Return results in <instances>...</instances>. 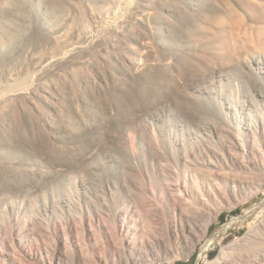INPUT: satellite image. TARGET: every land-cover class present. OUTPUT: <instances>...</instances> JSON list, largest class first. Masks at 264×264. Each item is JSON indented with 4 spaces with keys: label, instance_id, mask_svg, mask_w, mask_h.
<instances>
[{
    "label": "rangeland",
    "instance_id": "obj_1",
    "mask_svg": "<svg viewBox=\"0 0 264 264\" xmlns=\"http://www.w3.org/2000/svg\"><path fill=\"white\" fill-rule=\"evenodd\" d=\"M263 118L264 0H0L3 239L48 249L118 212L141 224L144 200L164 208L169 178L198 168L202 138ZM238 199L140 264H216L226 248L257 264L264 189Z\"/></svg>",
    "mask_w": 264,
    "mask_h": 264
},
{
    "label": "bare ground",
    "instance_id": "obj_2",
    "mask_svg": "<svg viewBox=\"0 0 264 264\" xmlns=\"http://www.w3.org/2000/svg\"><path fill=\"white\" fill-rule=\"evenodd\" d=\"M240 127L245 129L242 138L219 131L202 138L203 146L192 152L198 168L184 165V170L177 175V179L175 175L169 178L166 189L158 196L164 202V208L160 207L155 197L144 200L146 212L150 211L145 214L147 219L141 224L134 214L118 212L112 227L98 220L95 225L90 223L88 228L82 227L80 233L77 230L76 235H72L70 229L72 237L64 234L65 238L62 239L60 235L58 242H54L48 249L39 246L35 243L37 241L33 242L27 234L20 233L13 242L10 237L3 239L0 232V264H120L129 259H132L133 264H140L143 261L139 256L142 250L147 249L152 253H158V249L164 253L171 252V239L174 242L175 238L179 240L181 236L184 238L186 232L189 233L201 208L215 207L217 210L225 201L229 203V196L238 203L239 196L244 195L246 199L251 193L264 189V182L261 181L264 176V118L256 123H240ZM181 201L191 202L195 206L191 214L188 209L177 208ZM132 202L134 203V199ZM257 238L260 241L259 247L261 246L257 264H264V238ZM87 248L92 255L89 258L91 261L88 259V250V256L86 254ZM226 249L214 263L231 264L226 260L228 257L225 258L229 252L226 253Z\"/></svg>",
    "mask_w": 264,
    "mask_h": 264
},
{
    "label": "trees",
    "instance_id": "obj_3",
    "mask_svg": "<svg viewBox=\"0 0 264 264\" xmlns=\"http://www.w3.org/2000/svg\"><path fill=\"white\" fill-rule=\"evenodd\" d=\"M236 212H237V211H234V212H232L231 214H235ZM224 218H225V214H222V215L220 216V218H219V221H223ZM176 264H184V263L179 262V263H176Z\"/></svg>",
    "mask_w": 264,
    "mask_h": 264
}]
</instances>
